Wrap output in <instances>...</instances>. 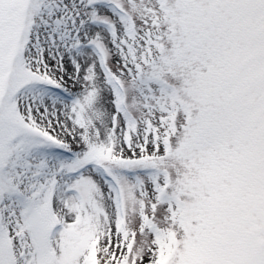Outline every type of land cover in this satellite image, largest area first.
I'll return each instance as SVG.
<instances>
[{
	"label": "snow or ice",
	"instance_id": "6c2138e0",
	"mask_svg": "<svg viewBox=\"0 0 264 264\" xmlns=\"http://www.w3.org/2000/svg\"><path fill=\"white\" fill-rule=\"evenodd\" d=\"M0 264H264V0H0Z\"/></svg>",
	"mask_w": 264,
	"mask_h": 264
}]
</instances>
